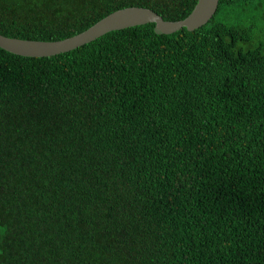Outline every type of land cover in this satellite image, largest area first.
Masks as SVG:
<instances>
[{"label": "trees", "instance_id": "trees-1", "mask_svg": "<svg viewBox=\"0 0 264 264\" xmlns=\"http://www.w3.org/2000/svg\"><path fill=\"white\" fill-rule=\"evenodd\" d=\"M199 0H0V34L76 36ZM74 51L0 48V264H264V0Z\"/></svg>", "mask_w": 264, "mask_h": 264}, {"label": "water", "instance_id": "water-1", "mask_svg": "<svg viewBox=\"0 0 264 264\" xmlns=\"http://www.w3.org/2000/svg\"><path fill=\"white\" fill-rule=\"evenodd\" d=\"M219 5L220 0H199L193 12L180 21H166L148 8L129 7L118 10L88 30L61 41H29L0 34V48L22 57L49 58L74 51L108 33L148 24L155 25L154 31L158 35H171L182 29L193 32L207 25L214 18Z\"/></svg>", "mask_w": 264, "mask_h": 264}]
</instances>
